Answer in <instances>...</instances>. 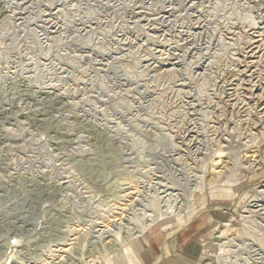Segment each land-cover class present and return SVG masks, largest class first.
<instances>
[{
    "label": "rangeland",
    "instance_id": "374dc122",
    "mask_svg": "<svg viewBox=\"0 0 264 264\" xmlns=\"http://www.w3.org/2000/svg\"><path fill=\"white\" fill-rule=\"evenodd\" d=\"M184 256L264 264V0H0V264Z\"/></svg>",
    "mask_w": 264,
    "mask_h": 264
},
{
    "label": "bare ground",
    "instance_id": "6f19581e",
    "mask_svg": "<svg viewBox=\"0 0 264 264\" xmlns=\"http://www.w3.org/2000/svg\"><path fill=\"white\" fill-rule=\"evenodd\" d=\"M239 98V97H238ZM252 108V107H251ZM190 221V220H189ZM189 221H187V223H185V225H187L188 223H189ZM152 222H154V221H152ZM184 225V226H185ZM183 225H180V227H178V228H176V229H174V230H172V231H170L169 233H167L168 235H167V237H168V239H167V241H166V244H165V249H164V251H162V254L155 260V263H157V262H160V260L161 259H163L165 256H167L166 254H168V252H170L171 251V249L169 248V243L168 242H170V243H172V245L174 246L175 245V243L174 242H176L175 240V234H177V232H178V230L181 228V227H184ZM164 230L165 229H168V226H166V227H164L163 228ZM106 232V231H105ZM101 233V232H100Z\"/></svg>",
    "mask_w": 264,
    "mask_h": 264
},
{
    "label": "crops",
    "instance_id": "0c3cea01",
    "mask_svg": "<svg viewBox=\"0 0 264 264\" xmlns=\"http://www.w3.org/2000/svg\"><path fill=\"white\" fill-rule=\"evenodd\" d=\"M173 247H174V246H172V247L170 246V249H172ZM134 248L136 249V251H138V250L141 249V247H138V248H137V247H134ZM161 253H162V250H161ZM168 253H170V252H168ZM200 257H202V256H200ZM181 258H182V260L184 261V264H198L197 261L199 260V259L197 258L196 261H192V260L188 259V258L185 257V256H184V257H181ZM163 259H165V258H163ZM163 259H162V260H163Z\"/></svg>",
    "mask_w": 264,
    "mask_h": 264
}]
</instances>
